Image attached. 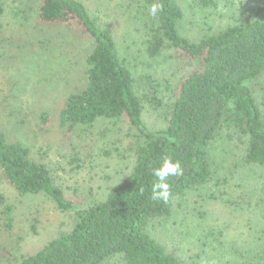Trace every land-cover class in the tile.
<instances>
[{
	"label": "trees",
	"instance_id": "1",
	"mask_svg": "<svg viewBox=\"0 0 264 264\" xmlns=\"http://www.w3.org/2000/svg\"><path fill=\"white\" fill-rule=\"evenodd\" d=\"M184 0H137L145 10L142 43L150 59L175 51L180 75L169 93L166 126L150 131L142 122L138 82L108 28L99 27L79 0H39L36 20L42 27L77 29L92 40L86 69L68 94L55 124L48 113L38 117L45 133L59 131L68 143L74 128L100 119L124 120L138 131L129 174L106 198L85 208L67 198L48 165L31 158L30 148L0 131V178L20 197L44 194L60 212L71 213L66 230L54 235L34 255L11 256L9 264H186L151 232L153 222L169 219L190 192L208 188V197L234 205L225 179L216 178L211 148L217 141L242 150V163L264 168V114L251 85L264 74V19H252L190 40L181 34ZM218 0H193L210 8ZM153 4L162 5L155 16ZM264 15V4L257 11ZM4 0H0V25ZM264 90V86H263ZM264 100V94L263 98ZM179 160L182 176L170 177L167 202L151 199L152 169L165 158ZM142 189V191H141ZM12 208L0 195V231L12 232ZM264 264V251L258 255Z\"/></svg>",
	"mask_w": 264,
	"mask_h": 264
},
{
	"label": "rangeland",
	"instance_id": "2",
	"mask_svg": "<svg viewBox=\"0 0 264 264\" xmlns=\"http://www.w3.org/2000/svg\"><path fill=\"white\" fill-rule=\"evenodd\" d=\"M99 27L108 28L138 82L142 122L150 131L166 126L169 93L180 75L175 51L165 49L150 59L142 43L145 10L137 0H79ZM181 34L190 40L252 19L264 0H218L200 8L184 0ZM39 0H4L0 25V131L10 141L24 142L31 158L50 168L65 196L85 208L103 201L130 172L138 131L124 120L100 119L74 128L65 142L55 119L66 96L86 69L92 40L77 29L42 27L36 20ZM144 23V24H143ZM264 74L251 87L264 114ZM48 113L52 125L43 133L38 117ZM216 178L227 181L234 205L208 197V188L189 193L169 219L153 222L151 232L186 264H263L264 168L242 163V150L217 141L211 148ZM0 195L14 215L12 232L0 231V264L6 258L34 255L67 229L71 213L60 212L46 195L20 197L0 178Z\"/></svg>",
	"mask_w": 264,
	"mask_h": 264
},
{
	"label": "clouds",
	"instance_id": "3",
	"mask_svg": "<svg viewBox=\"0 0 264 264\" xmlns=\"http://www.w3.org/2000/svg\"><path fill=\"white\" fill-rule=\"evenodd\" d=\"M162 8V5L153 4L149 12L155 16ZM183 168L179 160L173 161L172 158H165L160 167L152 169V175L156 180L151 184V199L154 201L167 202L170 198V177H179L183 175ZM142 191V189H141Z\"/></svg>",
	"mask_w": 264,
	"mask_h": 264
}]
</instances>
